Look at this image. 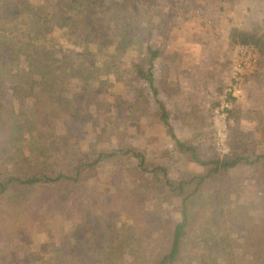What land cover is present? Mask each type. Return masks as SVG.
I'll return each instance as SVG.
<instances>
[{
    "label": "trees",
    "instance_id": "obj_1",
    "mask_svg": "<svg viewBox=\"0 0 264 264\" xmlns=\"http://www.w3.org/2000/svg\"><path fill=\"white\" fill-rule=\"evenodd\" d=\"M133 2L0 0V264H264V152L235 98L226 153L201 155L197 109L181 118L193 138L177 136L155 86L162 48ZM226 37L264 61V23ZM130 50L129 69L112 65ZM141 111L197 171L172 175L132 144ZM241 166L254 172V201L231 177Z\"/></svg>",
    "mask_w": 264,
    "mask_h": 264
},
{
    "label": "rangeland",
    "instance_id": "obj_2",
    "mask_svg": "<svg viewBox=\"0 0 264 264\" xmlns=\"http://www.w3.org/2000/svg\"><path fill=\"white\" fill-rule=\"evenodd\" d=\"M41 1L36 0L37 3ZM147 1L144 8L134 0L131 8L134 15L142 14L151 20L153 26L148 27L146 34H149L147 36L154 46L162 48V56L155 61L153 69L155 86L167 106L177 136L181 139L193 138L195 123L193 127L183 125L181 118L184 113L197 109L200 114L198 120L205 125V128L201 126L199 129L201 135L195 140L201 155L209 158L226 153L228 125L232 124L228 119V110L233 108L235 98L241 109L240 128L246 130L259 151L264 152V61L251 47H229L226 37L232 26L249 29L257 22L263 24L262 2ZM139 8L143 10L139 11ZM103 18L100 17V20ZM142 25L146 27L145 22ZM100 58L103 60L99 56V62L102 61ZM136 58L130 50L113 60L112 65L120 66L122 70L129 69L130 62ZM99 80L113 78L101 75ZM234 81L241 89L236 97L228 93ZM138 86L137 82L131 85L132 88ZM115 89L118 91L114 92L115 95L121 96L124 89L119 83H116ZM129 93L131 99L135 97L134 92ZM137 116L140 123L130 125V140L134 145L146 147L149 161L166 165L172 175L198 170L187 158L173 152V143L163 129L153 126L142 111ZM230 174L231 177L244 178V197L247 200L254 201L258 197L259 188L250 167L235 168ZM35 241L39 244V254L48 250L47 235H39Z\"/></svg>",
    "mask_w": 264,
    "mask_h": 264
},
{
    "label": "built area",
    "instance_id": "obj_3",
    "mask_svg": "<svg viewBox=\"0 0 264 264\" xmlns=\"http://www.w3.org/2000/svg\"><path fill=\"white\" fill-rule=\"evenodd\" d=\"M248 47V46H245ZM252 48V47H251ZM228 93L232 96V97H236L241 93V89L238 85V82L234 81L228 88ZM229 101V100H228ZM230 103V102H229ZM225 110V109H224Z\"/></svg>",
    "mask_w": 264,
    "mask_h": 264
}]
</instances>
